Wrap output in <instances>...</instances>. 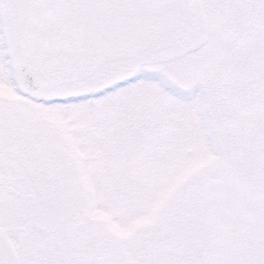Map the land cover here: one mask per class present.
<instances>
[{
  "label": "snow or ice",
  "instance_id": "6c2138e0",
  "mask_svg": "<svg viewBox=\"0 0 264 264\" xmlns=\"http://www.w3.org/2000/svg\"><path fill=\"white\" fill-rule=\"evenodd\" d=\"M0 264H264V0H0Z\"/></svg>",
  "mask_w": 264,
  "mask_h": 264
}]
</instances>
